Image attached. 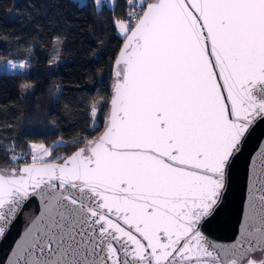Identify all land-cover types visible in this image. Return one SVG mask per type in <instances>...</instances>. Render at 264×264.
I'll list each match as a JSON object with an SVG mask.
<instances>
[{
	"label": "snow or ice",
	"instance_id": "obj_1",
	"mask_svg": "<svg viewBox=\"0 0 264 264\" xmlns=\"http://www.w3.org/2000/svg\"><path fill=\"white\" fill-rule=\"evenodd\" d=\"M105 6L121 44L110 98L90 105L91 117L108 107L103 130L26 152L15 138L0 144V245L22 228L7 264H264V150L239 238L207 234L234 163L264 128V0L85 5L90 15ZM63 44L53 37L50 66ZM24 54L4 70L27 74L32 48ZM61 146L75 150L54 155Z\"/></svg>",
	"mask_w": 264,
	"mask_h": 264
},
{
	"label": "trees",
	"instance_id": "obj_2",
	"mask_svg": "<svg viewBox=\"0 0 264 264\" xmlns=\"http://www.w3.org/2000/svg\"><path fill=\"white\" fill-rule=\"evenodd\" d=\"M76 0H0V68L15 58L28 59L24 49L32 48V67L27 74L18 75L0 71V144L4 137L15 138L20 151L27 145L43 143L52 147L60 137L71 144L78 134L92 135L90 105L93 98L108 100L114 82L113 60L121 41L113 35L110 22L105 21L110 6L99 15H90L92 9ZM106 4V3H105ZM107 5V4H106ZM123 7L119 0L117 12ZM83 8V11L80 9ZM61 36L60 61L49 65L53 55L50 48L46 58V42ZM5 54V56H3ZM28 83L33 88L22 92L19 85ZM61 89L59 105L53 96ZM108 107L97 112V121L103 130ZM12 124L13 129H4ZM74 147H58L54 155H68ZM8 153L0 151V167Z\"/></svg>",
	"mask_w": 264,
	"mask_h": 264
},
{
	"label": "water",
	"instance_id": "obj_3",
	"mask_svg": "<svg viewBox=\"0 0 264 264\" xmlns=\"http://www.w3.org/2000/svg\"><path fill=\"white\" fill-rule=\"evenodd\" d=\"M114 74V69H113ZM264 150V128L257 130L250 138L244 154L232 167L229 187L207 233L210 239L218 243H233L239 238L240 225L247 206L248 188L251 180L253 161L260 166L259 153ZM22 234L14 233L9 241L0 245V264H7L10 249ZM254 259V258H253ZM258 260V259H255Z\"/></svg>",
	"mask_w": 264,
	"mask_h": 264
},
{
	"label": "rangeland",
	"instance_id": "obj_4",
	"mask_svg": "<svg viewBox=\"0 0 264 264\" xmlns=\"http://www.w3.org/2000/svg\"><path fill=\"white\" fill-rule=\"evenodd\" d=\"M76 1H78L81 5H84L86 2H87V0H76ZM104 3H106V4H108V0H104ZM51 41H47L46 42V58H45V60L41 63V68H44V66L46 65V63H47V60H48V54H49V52H50V48H51ZM3 56H5V54H3ZM0 71L2 72V71H4V68L3 67H1L0 68ZM9 73H14V72H11V71H8ZM93 123H98V121H97V115L95 116V117H93V122H92V125H93Z\"/></svg>",
	"mask_w": 264,
	"mask_h": 264
},
{
	"label": "flooded vegetation",
	"instance_id": "obj_5",
	"mask_svg": "<svg viewBox=\"0 0 264 264\" xmlns=\"http://www.w3.org/2000/svg\"><path fill=\"white\" fill-rule=\"evenodd\" d=\"M252 258H254V259H261L262 257H261V254L259 253V252H257V253H255L254 255H253V257Z\"/></svg>",
	"mask_w": 264,
	"mask_h": 264
}]
</instances>
